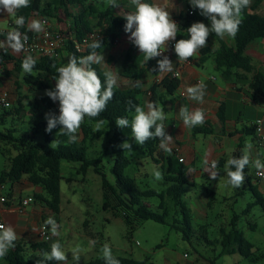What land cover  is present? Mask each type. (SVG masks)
<instances>
[{"label":"trees","instance_id":"16d2710c","mask_svg":"<svg viewBox=\"0 0 264 264\" xmlns=\"http://www.w3.org/2000/svg\"><path fill=\"white\" fill-rule=\"evenodd\" d=\"M89 0H52L54 8L59 9L65 7L67 10L68 4H77L82 7L83 13L77 18L74 25V38L76 40H82L86 35L94 32L95 30L105 31L106 36L101 40L102 48L97 49L98 52H102L105 48L110 46L116 36L121 34H127L124 31V25L126 23L123 17H116L106 11H99L98 9L87 6L86 3ZM264 0H252L250 6L243 10L241 16V24L239 31L235 38H233V45H228L224 41H220V49L214 54L216 67L223 71L224 78L231 80L234 75L238 79H247V74H253V78L250 83L251 90L255 96L264 98V73L259 72L254 66L252 59L246 55L248 46L256 41H264V15H260L257 10L262 5ZM50 10L42 6V0H30V6L20 9L16 16L25 17V25L23 27H17L14 23L13 28L20 31L22 34H26L29 38L33 37V33L28 30V23L33 15H42L48 17ZM97 16V22H92L88 13ZM15 16V19H16ZM179 27L181 29L177 40L187 39L186 30L194 22H203L210 26V22L199 14L198 10H194L191 7L187 10L186 14L181 15ZM68 53V58L72 55L77 57H83L90 53L91 49L88 47L83 54L78 53L75 49L74 41L69 40L66 44L65 50ZM60 58L43 57L36 61L33 73H26L23 75L24 83L29 86L31 91H41L51 89L46 78L52 77L56 74V68L63 66L67 63L64 62L63 53ZM209 50H202V58L200 61L205 62L208 59ZM144 57L137 55L135 47L132 46L127 52L123 66L122 76L134 81L141 80L142 78V63ZM23 59L17 58L10 54L6 49H3L0 53V65L5 67L8 64L14 66V73L22 75L23 70L21 68ZM55 66V67H54ZM92 67L97 71L100 79L104 80L103 73L105 72L99 64H94ZM242 72V73H240ZM235 73V74H234ZM8 74V73H7ZM53 80V79H52ZM19 86V82H16ZM180 86V80L176 78L167 79L164 82V87L168 94H174ZM155 88H152V92ZM115 95L111 101H109L107 108L96 118H85L82 123L81 129L83 132V139L80 143H69L67 137L58 135L55 138L52 133L45 131L47 121L45 119V113L43 110L34 109L30 112V126L31 132L21 133L18 129L10 128L6 131H0V152L5 156H9L10 166L4 169L0 174V185H15L21 182L24 177H27L29 182L34 186L41 187L44 191H52L54 184L61 179V165L62 161L78 162L81 163V171L85 174L90 167H94L95 172L102 177L103 191H104V209L115 208L122 214L124 221L131 227L135 228L137 225L144 221H154L163 225H170L173 229L182 232L184 238L190 240L193 233V221L194 214L186 201V187L191 186L187 178V168L182 165L181 161L176 160L174 156H165L159 147V138L149 139L143 146H139V149L143 151L148 157H150L156 164L160 165L164 172L165 181L170 183V186L162 191L157 192L151 189H141L136 179L127 176L125 171L131 165L130 158L125 154L124 150L114 148L122 144L125 140L128 141V137L124 134L123 129L116 126L115 120L118 117L128 118L132 111L129 109V101L133 105L142 106L140 96L143 94L141 87H133L128 89H121L116 87L114 89ZM43 106L48 111L59 113V103L53 102L49 97H45L42 100ZM19 106L11 109H3L0 115V124L5 125L7 118L15 114L22 115L25 111L23 102H18ZM222 109V108H220ZM103 120L108 123L106 131L98 132V134H107L111 136V146L116 155L115 164L112 168V173L116 178V185L110 184L105 174H103L99 168L101 158L88 160L86 152L88 150L87 141L92 134V126L95 123ZM59 130V126L57 128ZM43 133L44 142H38L36 138ZM57 142L56 147H52L51 143ZM1 144L12 147V150L16 151L15 156L9 155L2 150ZM109 148V149H110ZM243 153L238 149L233 157H240ZM232 157V158H233ZM248 167L244 170V175L247 178L248 187L252 190L256 203L264 207V198L260 194L258 188L252 186L249 178L247 177ZM158 198L160 203L157 207V211L152 210L146 203V200L150 198ZM36 200H42L39 196H36ZM112 200V201H111ZM113 200L116 204H112ZM46 205L56 214L61 212V200L59 194H57L52 200L46 198L43 199ZM250 205L247 208L249 211ZM237 219L235 216L231 222L230 232L222 230V247L223 254L234 255L239 254L245 259L258 262L264 259V253L256 255L254 251V245L248 241L243 233L237 229ZM85 227L88 228V221L85 222ZM252 227H255L252 225ZM91 236V232H87ZM50 246L46 242H40L38 244L27 247L23 244L15 245L11 252H9L4 258H0V264H36L37 261H43V253L50 252ZM34 252L35 257L29 259L27 257L28 252ZM120 261V264H145L146 261H135L131 259L115 257ZM43 264H57L55 261H44ZM87 264H105L104 259H98L91 261ZM210 264H216L212 261Z\"/></svg>","mask_w":264,"mask_h":264},{"label":"rangeland","instance_id":"374dc122","mask_svg":"<svg viewBox=\"0 0 264 264\" xmlns=\"http://www.w3.org/2000/svg\"><path fill=\"white\" fill-rule=\"evenodd\" d=\"M103 3L98 5V8L105 11L110 6ZM102 54L105 57L106 53L102 52ZM31 73L36 75L34 71ZM24 74H26L24 71L22 75L14 73L13 78L15 82H19V86L13 83L16 91L12 110L19 106V101H22V108L25 111L20 117L17 114L8 117L5 125L0 124V131L16 128L21 133H30V112L34 109L43 110L45 114L50 112L42 103L43 98L46 97L45 90L31 91L23 81ZM4 75V68L0 67V90L5 89ZM46 79L51 89L54 88L55 80L49 77ZM140 97L143 98L142 95ZM2 113L3 111L0 110V115ZM54 113L59 115L57 112ZM133 115L134 113L130 115L129 120ZM107 127V122L95 123L92 126L93 131L87 141L86 157L88 160L101 158L99 163L101 172L105 174L110 184L116 185V178L112 173L116 155L110 148L111 136L98 134L106 131ZM58 131L54 128L51 132L55 138L58 137L56 136ZM123 132L132 145V151H124L131 160V165L125 171L126 175L136 179L141 189H151L159 193L166 190L170 183L165 179L156 181L152 174L154 169H158L164 177L162 167L139 149V145L131 137L130 127L124 128ZM77 135L78 139L75 143H80L83 139L81 128ZM36 140L44 142L43 133ZM51 146L56 147L57 142L54 141ZM1 148L7 153L11 152L9 155L16 154V151L8 145L1 144ZM114 149L121 148L117 146ZM258 158L264 162V147L260 148ZM8 163L9 156L0 152V174ZM257 171L253 164L248 166L247 177L255 188L260 184ZM220 172L222 177L218 190L207 187L208 191L203 188L191 191L190 187H186V201L194 214L193 233L188 240L184 238L182 232L173 229L170 225L154 221H144L131 229L119 210L113 207L104 209L102 177L95 172L94 167H90L84 174L81 171V163L62 161L61 179L54 184L52 191H44V195L52 200L59 194L62 214L58 217V222L61 224V230L58 229L59 235L56 238L62 241L68 258L67 264H87L103 259L101 249L105 243L110 245L114 257L146 261L145 264H210L212 261L216 264H264V259L253 262L239 254L222 253L221 231L224 229L230 232L231 222L235 216H238L237 229L254 245L256 255L264 253V207L255 204L256 198L250 188L244 189L245 181L241 187L235 188L227 182L224 168H221ZM261 182L264 183V180ZM9 191L10 189L7 188L2 193L6 195ZM259 191L264 198V192L260 187ZM206 200L211 201L210 207L201 204L197 206V201ZM146 203L152 210L157 211L160 200L154 197L146 200ZM112 204H116V201L113 200ZM250 205L253 206L247 211ZM86 221L89 224L88 228L85 227ZM88 231L91 232V236L88 235ZM91 241H95V244H91ZM76 247L81 249L78 262L72 257V250ZM27 257L33 259L34 252H28Z\"/></svg>","mask_w":264,"mask_h":264},{"label":"crops","instance_id":"0c3cea01","mask_svg":"<svg viewBox=\"0 0 264 264\" xmlns=\"http://www.w3.org/2000/svg\"><path fill=\"white\" fill-rule=\"evenodd\" d=\"M103 2L108 4V0H89L86 5L103 11L98 8V5L104 4ZM117 2L120 5L119 8L109 7L106 9L111 15L123 17L126 13L135 10L130 0H117ZM144 2L157 3L165 7L166 10L170 11L174 21L179 20L180 16L186 14L187 10L191 7L188 0H144ZM42 6L51 9L50 15L48 17L33 15L29 23L34 19L47 20L53 30L66 31L68 34L74 36L73 29L75 22L83 13L81 6L68 4L67 10L65 7L56 9L52 4V0H42ZM257 12L260 15H264V1ZM88 17L92 22H97V16L91 12L88 13ZM14 23L15 16L0 12V53L3 49H6L13 56L24 60L28 55L22 54V51H15L8 44V35L12 31ZM43 32H32L33 37L40 39ZM129 35L127 33L116 36L115 39L118 42H113L103 50L106 53L104 57L105 63L99 64L104 71L111 70L118 74V87L121 89L134 87V81L125 78L121 73L124 58L130 48L134 46L128 39ZM178 35L179 33L177 37ZM220 41H224L230 46L233 45V38L226 36L224 39H220L212 33L208 37L207 47L202 48L198 55L189 58L186 62L178 61V57L173 49L172 55L169 58L173 63V71L171 72H158L157 60L162 57L153 58L147 63L143 59L142 63L141 85L143 98L140 97L142 107L146 110V105L149 102L163 105L167 116V119L164 121L165 131L168 135L172 136V141L169 144L171 153H167L161 148L160 150L166 157L171 155L176 160H184L181 163L187 168V178L191 183V186H189L191 191L198 188L208 191L207 187L218 190V184L222 177L220 169L224 168L227 160L232 158L238 149L243 153L246 143H250L252 145L250 158L253 161L260 157V148L262 147L258 142L254 123L264 114V98L255 96L251 90L250 83L253 74H247V79H238L234 75L229 81L224 78L223 71L216 67L214 60V54L220 49ZM174 44L175 41L168 43V45L172 46ZM203 49L210 51L207 55L208 59L205 62L200 61ZM135 51L137 55L143 56L137 47H135ZM246 55L252 59L256 69L264 73V41L256 40L252 42L246 50ZM33 58L36 61L39 60L36 56H33ZM63 59L64 62L68 59L66 51L63 53ZM0 67L2 66L0 65ZM3 68L5 71L4 88L10 92L14 102L16 91L13 87V83L16 85L13 78L14 66L8 64ZM153 69H156V71H153ZM178 71H180V86L174 94L170 95L164 87V82L167 79L173 78V75ZM201 81L206 85L203 103L191 100L186 92L188 87L196 85ZM152 88H155L154 92H152ZM181 106H187L190 110L202 108L206 116L205 123L194 128L185 127L179 116V108ZM213 161L218 163L216 170L219 171V176L216 180H211L209 176ZM9 166L10 162L6 168H9ZM258 180L260 181L259 187L264 192V183L261 182L264 178H258ZM200 182H202V185ZM245 182L244 189L249 188L246 177ZM7 188L10 191L5 195L2 191ZM5 189H0V223L11 225L14 228L17 234L15 245L21 243L29 247L42 242L39 236L40 228L49 217H53L57 221L60 225L59 230H61L58 217L62 214V207L60 214L56 215L43 201L47 197L44 195V190L41 187L34 186L29 182L27 177H24L18 184L13 186L9 184L5 185ZM36 196H39L42 200H36ZM3 197L7 199L6 203L1 202V198ZM28 197H33L34 202L21 213L19 206L22 200ZM196 203L197 206L200 204L204 207L211 206V201L207 200L197 201ZM48 228L50 231V226ZM51 236V241L48 243L49 246L57 240L62 244V241L57 239L56 236L52 234Z\"/></svg>","mask_w":264,"mask_h":264},{"label":"clouds","instance_id":"9594fccd","mask_svg":"<svg viewBox=\"0 0 264 264\" xmlns=\"http://www.w3.org/2000/svg\"><path fill=\"white\" fill-rule=\"evenodd\" d=\"M194 10H198L202 17L209 22H194L187 28V39L176 40L177 34L181 29L176 21L171 17L170 11L157 3H147L144 0H130L134 6V11L123 15L126 23L124 25L125 33L129 41L139 49L147 63L156 57H163L157 60L158 72L173 71V63L167 57L163 56L170 41H175L174 51L178 61L186 62L199 54L202 48L207 47V40L210 34L224 39L226 36L235 38L241 24L243 10L248 8L252 0H188ZM111 8H119L117 0H108ZM30 6V0H0V12L16 16V13ZM46 21L34 19L28 24V30L34 33L44 31ZM15 24L17 27L25 25L24 16H16ZM28 40L26 34L18 30H13L8 35V44L15 51L19 52L24 48ZM90 53L83 57L72 55L68 58L65 65L56 68V74L51 79L55 80V87L45 90V95L53 102L59 103V115L54 112L45 114L47 126L45 131L51 133L54 128L59 126L57 135L67 137V142L75 143L78 139V132L85 118H96L107 108L109 101L115 95L114 89L118 87V74L107 70L103 73L104 80L100 79L97 71L92 67L94 64L105 63L102 52L97 49L102 48L101 40H94L88 45ZM36 60L32 56H27L22 61L21 68L25 73L30 74ZM55 67V66H54ZM156 71V69H153ZM142 81L136 80L134 86L141 87ZM188 97L199 103H203L206 94V85L203 81L186 89ZM129 103L128 111L134 109V115L129 120L125 117H118L115 124L118 128H131V137L134 142L143 146L149 139L159 138V147L171 153L169 144L172 136L165 131L164 121L167 116L163 105L155 102H149L146 110L140 105ZM179 116L187 128H194L205 123L206 116L202 108L189 109L187 106L179 108ZM103 124L104 121H99ZM54 142V141H53ZM52 142V143H53ZM124 151H132V145L125 140L119 145ZM252 145L246 143L243 154L240 157H233L227 160L224 171L226 172L228 183L239 188L245 181L244 170L250 164L258 170V174L264 175V162L259 158L252 161L250 150ZM218 163L213 161L209 176L211 180H216L219 176ZM153 176L156 181L164 179L163 173L158 169L153 170ZM45 227L50 226L53 236L59 235L60 225L53 217H49L44 222ZM17 234L11 225L0 223V258H4L11 248L15 247ZM95 244V241H91ZM50 252L43 253V261H37L36 264H43L44 261H55L57 264H67V255L60 241H55L50 245ZM81 249L76 247L72 250L73 260L80 259ZM102 255L105 264H120V261L112 254L109 244L102 246Z\"/></svg>","mask_w":264,"mask_h":264},{"label":"built area","instance_id":"2783aa9c","mask_svg":"<svg viewBox=\"0 0 264 264\" xmlns=\"http://www.w3.org/2000/svg\"><path fill=\"white\" fill-rule=\"evenodd\" d=\"M45 23V29L40 39L35 37H28L27 42L24 45V48L21 50L22 54L28 56H36L38 59L43 57H50V58H60L61 53L65 50L66 44L69 40L74 41L75 49L78 53L83 54L86 52L88 45L91 44L94 40H102L106 33L105 31L95 30L94 32L86 35L82 40H76L74 36L68 34L66 31L62 30H53L50 26V23L47 20ZM177 24H180V20H175ZM15 30L12 26V31ZM11 31V32H12ZM118 40L115 39L114 43H117ZM174 46L167 45L166 51H164L163 56H167L168 58L172 55V50ZM163 58V57H162ZM173 78L179 79L180 78V71L176 72L173 75ZM13 100L10 92L8 90H0V107L3 109H11L13 106ZM254 127L258 136L259 144L264 147V114L258 118L255 123ZM183 162V159H180ZM259 179H263L264 175L256 173ZM0 189H5L4 185H0ZM2 203H6L7 199L5 197L1 198ZM34 202L33 197H28L22 200L20 204V212L23 213L27 207H29ZM40 239L42 242L49 243L51 241V234L49 228L45 227L43 224L40 228L39 233Z\"/></svg>","mask_w":264,"mask_h":264}]
</instances>
